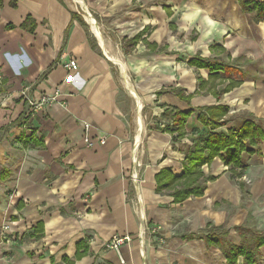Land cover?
Here are the masks:
<instances>
[{
    "label": "crops",
    "instance_id": "obj_1",
    "mask_svg": "<svg viewBox=\"0 0 264 264\" xmlns=\"http://www.w3.org/2000/svg\"><path fill=\"white\" fill-rule=\"evenodd\" d=\"M105 1L109 15L125 17L124 25L128 16L140 17L138 27H125L123 57L104 54L66 0H3L0 6V234L9 224L16 237H0V264H228L206 235L223 227L225 242L240 246L236 227L264 232V139L242 153L246 197L232 166L219 157L202 167L215 178L204 194L180 204L156 191V176L164 168L183 173L193 140L209 132L198 120L202 109L228 107L226 125L214 133L240 131L249 121L264 130V18L246 13L240 0H85L106 16ZM29 16L34 26L24 29ZM134 52L139 55L129 59ZM196 57L237 69L220 73L218 97L200 90L210 71L191 66ZM122 58L125 76L135 78L130 88L112 60ZM69 60L77 70L64 67ZM231 80L241 84L225 93ZM176 89L191 95L190 102ZM44 96L54 100L28 102ZM176 110L192 111L182 139L170 115ZM85 124L93 148L84 142ZM32 136L43 146L24 148L22 140ZM145 220L161 228L162 247L149 235L146 247L139 243ZM114 237L132 239L121 247L124 263L105 248ZM81 242L87 253L78 260ZM237 264H244L242 257ZM258 264H264V246Z\"/></svg>",
    "mask_w": 264,
    "mask_h": 264
},
{
    "label": "trees",
    "instance_id": "obj_2",
    "mask_svg": "<svg viewBox=\"0 0 264 264\" xmlns=\"http://www.w3.org/2000/svg\"><path fill=\"white\" fill-rule=\"evenodd\" d=\"M241 6L246 13L257 11L258 20L264 18V3L260 4L255 0H240ZM3 0H0L2 6ZM15 6V4H13ZM73 19H77L78 15L72 14ZM34 26L32 18L29 16L22 24V28L28 29L29 26ZM33 30V27L31 31ZM142 34L137 35L132 41V45H136L140 40ZM129 50L126 48L125 50ZM198 69H208L210 76L208 81L200 79V90L208 88V92L218 97L219 93L216 90L218 85L223 81L220 78V73L229 74L230 72L237 71L236 68L225 66L223 63L196 57L189 63ZM241 81L231 80L224 91L230 92L233 88L239 86ZM176 94L186 102H190L192 96H185L183 90L176 89ZM229 109L225 106H214L200 110L198 120L209 130L208 134L195 138L194 150L187 154L184 171L181 175L172 174L170 169H162L156 176L158 193L167 192L168 195L173 197V202L180 204L191 197H200L204 194L208 182L214 181L212 176H206L202 172V167L209 165L212 161L219 157L227 166H232V177L238 179L243 196L246 197L245 183L242 182L244 174V165L242 163V153L246 151L247 145L251 147L258 146L264 139V130L253 122H247L240 131H230L228 135L222 133H214L220 127L226 125L224 117L227 115ZM192 111L180 112L178 110L170 113L173 125L176 127V138L182 139L187 136L185 125L188 118L191 116ZM23 147H40L44 142L32 136L29 139L22 140ZM225 153V154H224ZM7 174V172L4 173ZM2 175V178L4 177ZM236 231L242 238L240 246H235L225 242L224 238L228 232L223 227L212 228L207 235L206 240L208 243L219 247L228 264H237L239 257L243 258L244 264H258L260 257V248L264 246V232L257 231L256 229L244 225L236 227ZM44 225L40 222L36 229V237L40 238L43 235ZM202 238V237H201ZM83 249V252L81 250ZM87 253V247L84 242L78 244L76 259H81ZM68 261L67 259H65ZM68 264H74L68 262Z\"/></svg>",
    "mask_w": 264,
    "mask_h": 264
},
{
    "label": "rangeland",
    "instance_id": "obj_3",
    "mask_svg": "<svg viewBox=\"0 0 264 264\" xmlns=\"http://www.w3.org/2000/svg\"><path fill=\"white\" fill-rule=\"evenodd\" d=\"M78 1L83 2L84 5H80L78 2H76V0H66V3L73 10H75L76 12H78L83 17V19L85 20V22L89 26V30L91 32H93V30H92L91 24L89 23V21L87 19V16H88V14H90L91 16H93V19L97 22V26L100 29V32H101L102 37H103L104 48H103L102 52L104 54L106 53L109 56L110 55L118 54V55H120V57H123L122 54H121V50H122L121 47L123 48L124 45H127V39L124 38V34H126L124 32L125 31V27L126 26H132L133 28H131V29H134V28L138 27L139 24H140V17H138L137 15H134L132 17L131 16H128L127 17L128 23H127V25H124V23L122 22L123 19H125L124 16H119L121 14H117L116 16L109 15L110 14L109 7H110L111 2H109V1H107V2L105 1L104 2V4L106 5L105 7H107V9H108V11L106 13L107 15L104 16L103 13H102V15H100L99 13H97V12L95 13L93 10H91L87 6V4H86L87 2H85V0H78ZM133 9L134 10L141 9L140 4L135 3L134 6H133ZM86 13H88V14H86ZM130 32H131V30H130ZM183 36L184 35H182V37ZM185 40H186L185 38H181V41H183L184 44H185ZM93 41H95V38H93ZM98 42H99V40H98ZM181 49L182 48H180V50ZM179 54H180V52H179ZM138 55H139V53L134 52L133 55H132L133 57L131 56V57H129V59H132L134 57H137ZM182 56H183L182 58L186 57V55H182ZM119 61L122 62L125 65V68L128 67V65H127L128 60H127V58H126V60H123V58H122V61L121 60H119ZM128 76H129V74H128ZM132 77L129 76V78H130L129 79V82H131V80L132 81L135 80V78L134 77L132 78ZM231 211H235V210L232 209ZM141 227L144 228V232L140 234L139 243L143 242L144 243V247L147 246L146 239H145L146 238V235H149L148 237L153 240L154 246L156 248L162 247L165 244L164 243V241H165L164 239L162 241H159L161 239V228L159 226H153V227H151V226H149L146 223V220H145L141 224ZM148 228H150V229H148ZM153 228H155V231L153 230ZM141 236H142V238H141ZM130 240L132 241V239H130ZM106 244H105V248L108 249V250H110L109 248H107V245ZM159 245H161V246H159Z\"/></svg>",
    "mask_w": 264,
    "mask_h": 264
},
{
    "label": "built area",
    "instance_id": "obj_4",
    "mask_svg": "<svg viewBox=\"0 0 264 264\" xmlns=\"http://www.w3.org/2000/svg\"><path fill=\"white\" fill-rule=\"evenodd\" d=\"M64 67L67 70H77L78 69V63L75 60H69L68 63H66L64 65ZM1 75H0V79H1ZM22 96H26V93L23 92ZM54 99L52 98H48V97H42L41 100L39 101V103H36V101L31 100L28 98V102L30 103L31 106H41V105H47L50 104ZM85 129H86V135L84 138V142L86 144V146L88 148H93L94 147V142L92 141V139L90 138L89 135V131L91 129V125L90 124H85ZM106 141V137H100L99 138V142L100 143H104ZM134 180H137V176H133ZM144 218V217H142ZM153 230L155 231V228H153ZM10 229V225L6 224L1 228V234L0 237L2 239V241L4 242H14L16 237L15 235H13ZM144 232V228L142 227V233ZM130 238L129 237H125V238H119V237H114L112 240H110L106 245L107 248H109L110 250L116 251L118 254H120V258H121V262L124 263L123 258L121 257V247L126 243V242H130Z\"/></svg>",
    "mask_w": 264,
    "mask_h": 264
},
{
    "label": "bare ground",
    "instance_id": "obj_5",
    "mask_svg": "<svg viewBox=\"0 0 264 264\" xmlns=\"http://www.w3.org/2000/svg\"><path fill=\"white\" fill-rule=\"evenodd\" d=\"M76 2H78L80 5H84V3L83 2H81V1H78V0H76ZM86 10V9H85ZM87 12V11H86ZM86 14H88V13H86ZM87 19H88V21H89V23L91 24V26H92V30H93V32H94V34H95V36L97 37V39L99 40V42H100V45H102V47L104 48V41H103V37H102V34H101V32H100V29L98 28V26H97V22L93 19V16H91L90 14H88V16H87ZM106 50V49H105ZM106 52V51H105ZM109 54V53H108ZM115 57V56H114ZM116 58V57H115ZM112 60H114V62H116L117 64H119L120 65V67L122 68V70H123V75L125 76V65L122 63V62H120L119 60H116V59H112ZM124 62V61H123ZM129 76L128 77H126L125 76V83L127 84V86L130 88V86H129ZM131 90V93L135 96V97H137V94H136V92L134 91V90H132V89H130ZM139 97V96H138ZM141 109V105H139V110ZM142 125V124H141ZM143 214V213H142Z\"/></svg>",
    "mask_w": 264,
    "mask_h": 264
}]
</instances>
